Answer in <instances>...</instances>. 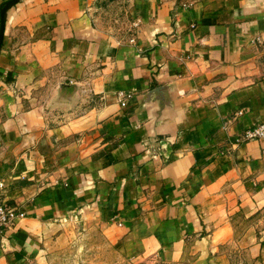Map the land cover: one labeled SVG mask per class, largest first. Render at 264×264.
<instances>
[{
	"label": "crops",
	"instance_id": "crops-1",
	"mask_svg": "<svg viewBox=\"0 0 264 264\" xmlns=\"http://www.w3.org/2000/svg\"><path fill=\"white\" fill-rule=\"evenodd\" d=\"M263 120L264 0H18L0 181L25 217L0 264L43 263L79 214L132 258L264 264V139L241 135Z\"/></svg>",
	"mask_w": 264,
	"mask_h": 264
},
{
	"label": "rangeland",
	"instance_id": "rangeland-1",
	"mask_svg": "<svg viewBox=\"0 0 264 264\" xmlns=\"http://www.w3.org/2000/svg\"><path fill=\"white\" fill-rule=\"evenodd\" d=\"M95 219L91 215L79 214L57 228L41 264H195L191 254L178 261H166L159 255L145 258L126 256L106 222ZM228 248L224 246L223 251L229 256L230 264H251L244 251Z\"/></svg>",
	"mask_w": 264,
	"mask_h": 264
},
{
	"label": "built area",
	"instance_id": "built-area-1",
	"mask_svg": "<svg viewBox=\"0 0 264 264\" xmlns=\"http://www.w3.org/2000/svg\"><path fill=\"white\" fill-rule=\"evenodd\" d=\"M119 96L120 104L124 106L130 95L120 92ZM241 135L243 139H264V120L244 129ZM23 217H25L24 211L6 199L4 184L0 181V234L3 235L9 227L13 226L16 221Z\"/></svg>",
	"mask_w": 264,
	"mask_h": 264
},
{
	"label": "water",
	"instance_id": "water-1",
	"mask_svg": "<svg viewBox=\"0 0 264 264\" xmlns=\"http://www.w3.org/2000/svg\"><path fill=\"white\" fill-rule=\"evenodd\" d=\"M18 0H8L3 5L2 9L0 10V46H1V40L3 36V29H4V17L5 12L9 7H11L13 4H15Z\"/></svg>",
	"mask_w": 264,
	"mask_h": 264
}]
</instances>
